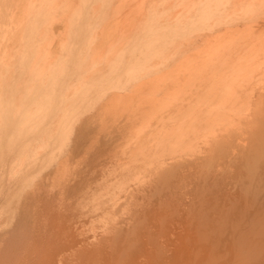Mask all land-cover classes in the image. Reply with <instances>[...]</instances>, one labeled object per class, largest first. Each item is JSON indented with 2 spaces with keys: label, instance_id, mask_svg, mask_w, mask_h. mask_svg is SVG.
I'll return each instance as SVG.
<instances>
[{
  "label": "rangeland",
  "instance_id": "374dc122",
  "mask_svg": "<svg viewBox=\"0 0 264 264\" xmlns=\"http://www.w3.org/2000/svg\"><path fill=\"white\" fill-rule=\"evenodd\" d=\"M123 1L111 0L98 12L99 0H75L64 13L42 15L46 0H0V264L24 263L27 250L33 264H117L120 255L119 264H147V257L176 264L165 248L185 240L180 219L191 213L196 228L207 227L195 237L210 254L190 247L185 264L196 254L198 264H264V119L254 120L253 104L231 101L206 125L202 87L194 82L163 94L150 89L147 73L127 78L122 72L111 86L81 74L91 49L102 59L98 72L118 47L128 51L132 43L109 45L110 36L120 27L127 38L115 34L116 41L132 40L150 5L165 2L173 18L182 2L188 17L214 0ZM190 21L199 28L197 17ZM64 44L74 51L69 57L59 55ZM166 50L160 57L166 66L160 59L157 67L168 72L155 73L154 83H170L169 70L183 57L182 49ZM25 87L37 92L28 99ZM233 93L243 96L237 88ZM60 105L67 107L59 123ZM189 113L202 120L194 131L183 125ZM40 116L46 121L35 128ZM199 210L208 217L198 219ZM162 220L159 234L152 222ZM176 220L179 225H170ZM16 245L27 246L26 254Z\"/></svg>",
  "mask_w": 264,
  "mask_h": 264
},
{
  "label": "bare ground",
  "instance_id": "6f19581e",
  "mask_svg": "<svg viewBox=\"0 0 264 264\" xmlns=\"http://www.w3.org/2000/svg\"><path fill=\"white\" fill-rule=\"evenodd\" d=\"M124 1L121 3L124 4ZM74 2L75 0H48V1L46 0L45 7L41 8V14L43 15V14L58 13V12L64 13L65 10H68L71 7V5H73ZM109 2H111V0H99L98 12H103L105 7L106 8L108 7ZM164 3H160L156 7L154 5H150L148 7V10L150 9L149 14H147L146 16L139 15L141 20L137 24L138 29L135 36H133L132 40L130 41L124 40L120 42L116 41L115 34L118 36L117 38L119 40L127 38V34L124 33V28H120V27L119 29L122 30L121 32L118 33V31H115V33L110 36L109 42H113V43H110L109 45L111 44L117 45L118 43L120 44L132 43L128 51L123 53L124 46L118 47L113 55L114 59L110 62V64L106 60L107 65L105 69L103 71L98 72L94 67L98 65L99 61H101L102 64V59L98 57L99 55L98 51L91 49L86 57L87 60L82 64L83 72H81V74L85 75L86 79L90 83L107 80V83H109V85L111 86L113 84L112 82L116 79V76L122 74V72L125 73V76L127 78L136 75V73L138 74L147 73L150 74V77L147 79L148 80L147 85L150 87L154 86L151 87L150 89H152L155 92L162 91L163 94L168 93V92L166 93L168 88L169 89L171 88L173 91H175L182 87H186V85L190 86V83L194 82L195 85L198 84V86L202 87L201 91H203V97L200 100L204 105L202 104L201 106H205V110L207 112L206 115H208L209 117L205 122L206 125L210 124V123L208 124V122L216 123L215 121H217L215 118H213L211 114L216 116L217 112L224 111V109L228 107L229 102L234 100H241V98L247 104L250 105L253 104L254 113L252 114H254V116L252 117L254 118V120L258 118L264 119V0H253L251 2L250 0H214L210 4H205L204 10L195 9L194 10L195 13L193 15L190 14L188 17H186L187 14L192 12L185 7L184 3L179 2V4H177V7L178 8L180 7L183 10L181 9L182 12H180V15L173 18L170 17L171 13L167 12L166 10L167 8L165 7ZM126 6L127 5H123L122 6L123 9ZM151 10H154L156 12ZM131 11L133 12L134 9ZM192 16L197 17V19L200 20V22L197 23V25H199V28L197 26L189 25L191 22L190 18ZM208 21H210L211 23H208ZM207 24L209 25L206 26ZM38 29H39V33H42L43 30H45L46 33L47 30L46 28L44 29L38 28ZM173 41H178L179 43H174ZM167 46L176 50L182 49L181 51L184 52L182 53L183 57L178 62V66L176 68L169 70L170 75L167 76V79L169 80L170 83L165 84L164 81L154 83L153 77L155 73L160 74L164 72L165 74L166 72H168V70L167 69L165 70L164 68H162V66L157 67V65L160 64L159 61L161 59L160 57L166 55L167 54L166 52H169L166 50ZM72 53L67 49L66 44H64L61 50L59 51V55L62 54L66 57H69ZM55 54L56 53L52 55ZM139 59H141V61H139ZM55 60L56 61L54 62V64L56 66L57 65L59 66L60 59L58 58V60L57 59ZM162 62H164V66H166L167 60L166 61L162 60L161 63ZM140 64H143L144 67L139 68ZM244 77L246 79L243 80L242 78ZM58 87L59 84L54 85V89ZM203 87H207V88L209 87V89L203 90ZM27 88L29 87H25L24 89L28 93ZM236 88L242 91L243 93L242 97L233 93V90ZM34 92H37V90H35L34 88H30V92L28 93V99L32 96V94H34ZM91 93H92V89L87 90L85 97L86 98L90 97ZM97 95L99 99L105 97V94L103 92L101 93L99 92ZM173 102H175V100ZM173 102L163 105V108L167 109L169 105L173 104ZM182 104H184L183 101L181 105ZM61 107L62 105L57 107L58 108L57 110H59L60 108V113L57 114L58 115L57 119L59 123H60L59 119L65 117V110L67 105H64L65 108L64 107L61 108ZM155 110L156 111L158 110L157 106L155 107ZM258 115L260 117H258ZM188 116H189L188 118L191 119L187 124L186 122L183 123L184 128L188 131L193 130V128L196 129L198 125H200V122L202 120L198 119L199 120L198 121L197 118L193 116V113H189ZM210 118H213V120ZM31 121L33 120H29V115H28L27 116L28 124ZM45 121L46 119H43V116L38 117L35 122L37 123L35 128H37L40 123L42 124ZM66 124H68V122ZM180 125L181 124H179V126ZM260 129L262 130V135L260 136L259 140L264 147V126L261 127ZM171 133L172 132H166L165 134L162 135L164 137H168V135H170ZM213 133H212L213 135L212 140L216 138V136ZM27 134L28 133H26V135ZM214 179L216 180L217 177H214ZM257 179L260 178L257 177ZM127 191L130 192L129 189ZM132 194L134 193L132 192ZM127 197H129V199ZM131 197H132L131 194L128 195L127 193L126 197H124V200L128 199L130 201ZM122 202L123 200L118 203L113 202L114 203L113 209H116L117 206H120L119 204H121ZM125 202H127V200L124 201L123 204H125ZM128 204L129 202L123 206L127 207L126 205ZM202 205L203 203H201V206ZM117 209L119 210V207ZM203 209H206V207H203ZM207 210L203 212L199 210L200 211L199 218L198 217L197 218L204 219L205 217H208ZM192 215L193 213H191V215L185 214L183 219H180L182 220V223H185V228L183 229L184 232L183 237H185V240L183 242L171 243L172 244L171 249L165 248V250L167 249L166 252L168 253L167 254L168 261L174 258L178 264H185L186 257L188 256L189 253L188 250L190 249V247L192 248L193 246L198 249L197 252L200 253L203 252L204 256L210 254L207 252L209 245L207 246L206 243H204L203 241H199V239L195 237V235L199 231L205 230L207 227L206 225L203 226L201 225L202 227L200 229L196 228V226L194 225L195 222L194 217H191ZM122 220L119 221L122 222ZM163 222L164 220L160 221L159 223L157 221L152 222L157 227L159 234H162V230L164 229L165 223ZM177 224L178 225L180 224V222H178L177 220L174 222V224L170 223V225H172L173 227ZM256 235L257 233L255 234V237ZM199 236L200 235H198L197 237ZM22 238L25 239L26 237H22ZM28 238L31 239V236ZM20 242L22 241L20 240ZM25 243L27 244V246L29 245V250H31L30 244L32 243V241L31 243L29 242L30 244L27 242ZM22 246L21 247L17 246V248L20 247L19 248L20 250L25 247ZM112 247L110 248V251ZM25 248L23 249L24 251L22 250L21 251L23 252V254L27 253L28 257H24L27 255H22V253L18 255L19 254V252L17 251L18 249L17 250L15 249L16 250L15 254L18 252L17 254L18 257H24L25 261L28 258V262L30 264L32 262L33 264L32 259L31 262L29 261V257L33 258L34 255H31L30 254L31 252H29V254L31 255L29 256L28 250L26 253H24L26 251ZM11 250L12 248L10 249V251ZM121 253L122 252H120V254ZM159 255L160 253L158 252L156 256ZM13 256L16 259L15 257L16 255ZM120 256L122 257V255ZM121 257L118 258L119 262L121 261ZM15 259H13L14 263H16ZM18 259L19 258H17V260ZM191 259H192L190 260L191 264L200 263L199 256H197V254ZM156 260L153 261L156 262ZM25 261H24L25 264L28 263ZM145 261H147L146 262L147 264L154 263L153 261H150V258L148 257L145 259ZM18 262H21L20 259L19 261H17L16 264L22 263V262L21 263ZM119 262L117 264H119ZM95 263L96 262H94V264ZM212 264H214V262Z\"/></svg>",
  "mask_w": 264,
  "mask_h": 264
}]
</instances>
